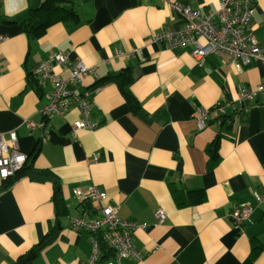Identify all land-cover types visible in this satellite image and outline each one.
I'll return each instance as SVG.
<instances>
[{"label":"crops","instance_id":"0c3cea01","mask_svg":"<svg viewBox=\"0 0 264 264\" xmlns=\"http://www.w3.org/2000/svg\"><path fill=\"white\" fill-rule=\"evenodd\" d=\"M81 1L73 5L77 19L34 37L20 22L41 0H0V134L11 144L14 131L23 166L53 176L21 169L1 182L0 264H14L47 234L54 240L25 264H85L91 234L70 219L96 217L93 203L74 193L90 186L106 193L103 204L119 206L120 218L148 224L133 234L142 259L121 264H264V202L254 197L264 192V93L226 108L220 119L210 112L200 130L192 116L199 107L235 101L243 86H257L264 63L243 65L220 54L198 66L190 48L151 42L161 29L182 27L165 0ZM171 1L206 13L219 0ZM249 28L264 47V0H255ZM55 51L95 69L97 77L83 76L80 86V92L99 87L88 98L94 130L71 131L79 117L74 106L45 129L25 124L43 119L52 84L33 70ZM126 69L132 101L107 79ZM56 70L68 75L67 66ZM244 204L252 212L236 229L228 214ZM157 208L167 218L154 225Z\"/></svg>","mask_w":264,"mask_h":264},{"label":"built area","instance_id":"2783aa9c","mask_svg":"<svg viewBox=\"0 0 264 264\" xmlns=\"http://www.w3.org/2000/svg\"><path fill=\"white\" fill-rule=\"evenodd\" d=\"M165 1L180 16L182 27L178 30L161 29L150 37L151 42H161L171 49L190 48V54L198 66L205 63L206 57L220 54H226L232 61H239L243 65L264 63V47L257 44L249 28L255 14V0H219L218 7L206 13L176 1ZM63 66L68 67V75L65 77L60 76L56 70ZM33 71L39 79L52 84V91L40 110L43 119L40 122L25 120L29 129H45L50 126L52 118L62 116L73 106L78 109L79 117L71 123L72 132L94 130L98 126L91 118L88 98L99 87L80 92L83 76L93 74L97 77L93 66L85 65L80 58L71 61L68 53L55 51L49 58L38 62ZM263 93L264 78L253 88L241 87L235 101L217 102L210 108H197L192 115L197 128L200 130L206 126L210 112L220 119L227 115L226 108L236 110L237 105L241 107ZM8 137L11 144H6L0 134V184L19 171L26 160V155L17 148L15 132L9 131ZM93 158L96 159L97 156ZM74 193L78 200H90L97 213L92 219L79 216L70 219L73 228L91 234V250L85 264H121L127 258L142 259L133 234L139 228L145 229L148 224L120 218L119 206L110 202L103 204L107 195L96 186H90L86 190L78 188ZM254 197L257 203L264 202V192H255ZM251 212L252 206L239 205L230 211L228 217L234 228L240 229ZM166 218L167 212L163 208L154 211V225L161 224Z\"/></svg>","mask_w":264,"mask_h":264},{"label":"trees","instance_id":"16d2710c","mask_svg":"<svg viewBox=\"0 0 264 264\" xmlns=\"http://www.w3.org/2000/svg\"><path fill=\"white\" fill-rule=\"evenodd\" d=\"M74 3L75 0H41V2L36 8L29 9L27 17L20 22L21 29L23 31H26L31 36L38 37L45 31V29L48 26L56 22H60L64 20H75L77 19V14L73 7ZM107 79L116 82L121 92L124 94V96L129 101H132L131 94L128 91V85L132 78H131V73L128 69L118 74L110 75L109 77H107ZM222 124H226L227 127L230 126L228 120L226 119L222 120ZM207 151L210 154L211 159L214 161L217 156L216 145L211 144L208 147ZM21 169L20 170L22 171L21 172L22 174L27 173L28 175H31L32 173L43 174L48 172L47 170L38 171L36 170V168L31 167L30 165L23 166ZM48 173H47L48 177H53L50 173L49 174ZM3 186L4 185L1 184L0 189ZM53 186L55 187V189L58 188L57 182H53ZM53 240H54V236L51 234H47L42 241H40L37 245L32 247L26 254L19 257L14 264H25V262L30 257L35 255L40 250H42L46 245L50 244Z\"/></svg>","mask_w":264,"mask_h":264},{"label":"rangeland","instance_id":"374dc122","mask_svg":"<svg viewBox=\"0 0 264 264\" xmlns=\"http://www.w3.org/2000/svg\"><path fill=\"white\" fill-rule=\"evenodd\" d=\"M84 1V0H83ZM75 2H76V7L79 5V4H81L82 3V1L81 0H75Z\"/></svg>","mask_w":264,"mask_h":264}]
</instances>
